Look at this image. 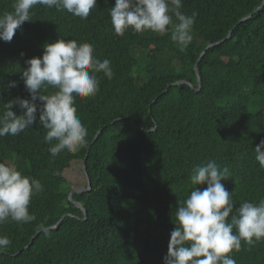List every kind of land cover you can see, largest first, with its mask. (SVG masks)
I'll return each mask as SVG.
<instances>
[{"label":"trees","instance_id":"1","mask_svg":"<svg viewBox=\"0 0 264 264\" xmlns=\"http://www.w3.org/2000/svg\"><path fill=\"white\" fill-rule=\"evenodd\" d=\"M12 3L0 0V14ZM114 5L97 0L86 20L38 5L11 42L0 40V112L17 97L31 99L21 79L25 62L57 39L91 43L114 74L109 80L98 73L99 92L76 99L88 133L79 152L52 157L38 123L0 137V162L14 163L44 188L29 205L34 221L0 224V236L11 240L0 264H163L175 211L193 187L192 169L209 160L230 170L222 183L234 211L264 198L254 152L264 140V0H182L184 14L198 13L184 50L171 40V26L163 36L114 34ZM13 111L21 114L18 106ZM66 176H82L84 184ZM87 180L89 190L69 198L87 189ZM232 255L236 264H264V240Z\"/></svg>","mask_w":264,"mask_h":264},{"label":"clouds","instance_id":"2","mask_svg":"<svg viewBox=\"0 0 264 264\" xmlns=\"http://www.w3.org/2000/svg\"><path fill=\"white\" fill-rule=\"evenodd\" d=\"M38 5L86 20L97 0H13L12 10L0 14V40L11 42L24 22L31 21V10ZM181 7L182 0H115L109 10L111 28L118 36L128 30L163 36L171 26V40L184 50L192 42L198 13L186 15ZM43 49L42 57L27 60L28 67L21 72L31 99L17 97L3 105L0 137L17 136L38 123L46 130L44 141L55 158L62 152L74 154L87 147V128L77 115L76 99L99 92L98 73L109 80L114 74L111 61L96 58L89 42L57 39ZM9 87H16V82ZM14 106L21 109L20 115L13 111ZM262 149L264 140L254 149L255 160L264 169ZM228 178L229 168L215 160L192 169L193 187L175 211V227L163 264H236L232 254L240 252L242 244L251 247L264 240V198L258 204L244 201L234 211L232 193L222 183ZM198 185L206 187L200 190ZM43 191L38 179L24 175L14 163L0 162V224L9 220L20 225L34 221L29 205L32 197ZM10 244L7 236H0V250Z\"/></svg>","mask_w":264,"mask_h":264},{"label":"water","instance_id":"3","mask_svg":"<svg viewBox=\"0 0 264 264\" xmlns=\"http://www.w3.org/2000/svg\"><path fill=\"white\" fill-rule=\"evenodd\" d=\"M247 18H248V17H247ZM244 20H246V18L242 19L241 21H244ZM215 44H217V43H214V44H211V45L206 46L205 50H207L209 47H211V46H213V45H215ZM205 50L201 53V56L203 55V53L205 52ZM195 72H196L197 83H198V89H199V88H200V78H199L198 71H197L196 69H195ZM179 83H187V82H185V81H181V82H179ZM188 84H189V83H188ZM189 85H190V84H189ZM190 87H191V89H193L192 85H190ZM96 138H97V134H95V136L93 137V140H95ZM88 190H89V181L87 180V189L79 188V189L73 190V191H71V192L69 193V198H70V196H71V194H72L73 192H77V193H79V192L88 191ZM72 202L75 204V206H77V207L83 212V214H84V216H85V210H84L83 206H82L80 203L76 202V201H72ZM61 220H62V218L56 223V225H54V226H52V227H49V228H46L45 231H47V230H51V229L55 230V229L57 228V226H58V224L60 223ZM37 234H38V233H36V235H37ZM36 235H35V236H36ZM35 236H33L32 239H33ZM31 243H32V240L30 241L29 245L25 247V249H27V248L31 245Z\"/></svg>","mask_w":264,"mask_h":264},{"label":"rangeland","instance_id":"4","mask_svg":"<svg viewBox=\"0 0 264 264\" xmlns=\"http://www.w3.org/2000/svg\"><path fill=\"white\" fill-rule=\"evenodd\" d=\"M66 180H67L68 182H70V183H71V182L74 183V182L76 181V182H79L80 185H81V184H84V180H83L82 176L79 177V178H77V179H75V178H74V179H72V178L70 179L69 177L66 176ZM74 185H75V184H74ZM77 188H78V187H77Z\"/></svg>","mask_w":264,"mask_h":264}]
</instances>
